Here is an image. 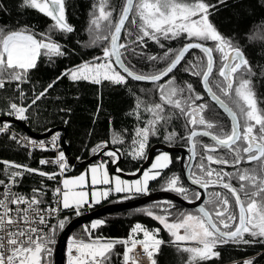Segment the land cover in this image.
Listing matches in <instances>:
<instances>
[{
    "label": "snow or ice",
    "instance_id": "6c2138e0",
    "mask_svg": "<svg viewBox=\"0 0 264 264\" xmlns=\"http://www.w3.org/2000/svg\"><path fill=\"white\" fill-rule=\"evenodd\" d=\"M223 4L225 0H217ZM111 5V6H110ZM22 8L38 11L50 18L53 24L49 31L72 33L74 28L68 23L66 0H22ZM215 4L205 0H123L121 6L111 4V0H97L93 5L88 31L93 36V43H104L102 57L85 62L74 69L57 77L68 76L72 81H88L96 85L109 82L115 85H127L129 80L150 82L156 86L155 92L159 102L151 105L138 100L135 106L138 118L141 109L150 114L151 119L145 127L136 130L137 140L134 143V158H142L150 135L156 134L161 122L170 120L166 109L171 107L176 114L183 116L190 128L188 139L192 142V158L197 155V137H209L214 144L201 145L203 154L198 169L203 175L193 173L192 183L207 190L219 186L230 194L210 193L207 206L198 207L197 213H180L171 219L169 204L165 214H155L146 210V214L163 226L170 235L169 243L177 251L188 253L186 264H201L213 258H219L218 246L226 244L264 243V107L253 89L251 77L256 73L244 56L241 48L225 37L210 21V9ZM115 14V17H114ZM122 34L126 39L122 42ZM131 37V39H127ZM187 40L179 50L166 47L161 41ZM147 41L154 42L165 49L162 56H148L151 61H166L165 66L151 74L134 71L130 62L126 63L127 55H143L137 48L147 47ZM199 50L203 56L195 57L194 61H186L185 57L191 50ZM62 46L55 42L49 33H36L24 26L17 30L5 31L0 28V89L15 83L17 87L28 81V74L37 67L42 55L51 58L53 55H64ZM219 59V67H217ZM99 61V62H97ZM187 64L184 72L198 77L205 93L222 108L231 119L230 130L213 132L216 122L205 118L208 110L203 101L204 96L197 93L191 83L182 87L176 82L173 73ZM218 78H213V73ZM167 78V79H166ZM55 82H53L54 84ZM49 84L36 95L29 105L9 104L8 115L19 120H28V109L45 97ZM216 89L214 91L213 89ZM231 100L230 107L221 95ZM24 93L21 90L20 97ZM8 125L0 127V133L6 132ZM175 133H169L171 140ZM58 137L53 136L52 147H56ZM12 139H16L12 136ZM27 139V138H25ZM112 143H122L114 137ZM33 148L48 150L44 143L29 141ZM106 143L103 147H106ZM98 147H101L98 145ZM224 149L229 158L220 155ZM96 151V149H93ZM113 161L117 159L115 151H107ZM9 171L7 182L0 179V264H45V257L51 255L50 245L55 243L54 235L57 228L62 229L65 222L60 220L57 228L49 225V219L62 209L73 208L79 214L80 209L89 204V192L82 189L86 183L95 188L96 185H107L105 190H93L92 202L100 203L115 193H146L150 181L162 175V170L171 163L167 154H162L151 164V171L142 173L143 179L128 182L120 176L111 177L106 164L91 167L75 178L62 180V187H56L53 194L56 206H45L43 196L47 193L42 188H34L31 195H25L14 188L18 185V177L24 173H35L49 180L57 178V173H47L26 165L4 161ZM42 165L51 163L41 159ZM55 163L60 173L67 169L65 153H58ZM242 163L253 164L254 167L240 168ZM213 165L231 166L236 173L219 170ZM235 178L239 188L232 185ZM180 178L172 176L167 181V190L183 193ZM197 199L200 194L197 193ZM104 221L97 220L91 229L100 227ZM45 226L48 231H45ZM88 239H74L68 248L69 264H112L113 256L121 259L122 264H157L155 258L165 244L159 238L160 229L150 230L136 223L130 230L128 238L108 239L93 236L86 230ZM142 234V238H139ZM252 239H245V236ZM122 245L123 250L116 252V246ZM139 249V251H137ZM243 264H252L251 260Z\"/></svg>",
    "mask_w": 264,
    "mask_h": 264
},
{
    "label": "trees",
    "instance_id": "16d2710c",
    "mask_svg": "<svg viewBox=\"0 0 264 264\" xmlns=\"http://www.w3.org/2000/svg\"><path fill=\"white\" fill-rule=\"evenodd\" d=\"M206 3L215 4V8L209 11L210 21L217 29L225 36L232 39L233 45L242 49L249 64L252 65L255 76L251 77L253 89L256 92L257 98L264 101V0H225L223 4H219L217 0H205ZM22 0H0V28L5 31L17 30L24 26L30 27L36 33H49L52 39L62 46L64 55L51 58L42 55L37 62V67L32 69L28 74V83L23 84L22 89L26 92L23 98L20 97V92L15 90V84L6 85L4 89H0V109L5 110L13 101L22 102L24 106L31 104L32 99L43 91L49 84L53 87L49 88L45 97L38 100L35 105L28 109V120H23L28 127L35 133L43 134L54 127H65L67 129L66 142L69 146L71 154L75 158L85 160L92 155L99 153L106 143L107 146L121 152L123 160L119 165V170L126 174H135L141 165L145 162L147 152L154 144L162 143L172 147L188 146L189 127H186L187 121L183 116L176 114V110L171 107L166 109V115L171 114L172 118L161 122L158 125V131L154 135H150L145 148V153L142 158H134L131 152L136 149L134 143L137 140L135 135L136 130L145 127L147 121L151 119L149 113L141 109L139 118L135 114L136 103L142 100L147 105L154 102H159L155 92L154 84H145L129 80L127 85H115L109 82H104L101 85H96L88 81H72L68 76H63V73L74 69L77 66L93 61L97 57H102V49L104 43H93V36L88 31L93 5L97 0H66V14L68 23L74 28L72 33L49 31L53 21L40 14L36 10L22 8ZM123 0H111V4L117 7L121 6ZM111 6V5H110ZM115 17V14H114ZM126 39L122 35V42ZM131 39V37H127ZM187 40H172L161 41L166 47L173 50H179ZM147 47L137 48L135 56L128 54L126 63L130 62L129 66L139 73L151 74L163 68L166 61H151L146 57L157 56L164 54L165 49L159 47L154 42L147 41ZM203 54L199 50L190 52L185 58L186 61H194L195 57H202ZM219 59H217V67H219ZM188 65L184 62L174 73L176 82L182 87L185 83H191L195 91L204 96L203 101L197 103H206L208 110L204 113L206 119L214 121L217 127L211 131L216 132L223 126V131L230 130L231 122L227 116L213 104L208 96L203 91L201 81L198 77H194L184 72V67ZM213 78H218L216 73H213ZM216 91V89H213ZM221 98L225 100L229 106H232L231 100L224 97L221 93ZM264 107V103L261 104ZM14 126V125H13ZM21 129L18 125L14 126ZM175 133V136L169 140L168 134ZM118 137L122 143H112V139ZM201 145L213 144L206 138H197ZM197 143V145L199 144ZM101 146V147H98ZM106 146V147H107ZM202 148V147H201ZM96 149V151H93ZM203 150V149H202ZM160 152L157 153V155ZM199 153V151H198ZM224 149L220 150V155L225 158L229 156ZM203 154V151L202 153ZM51 153L46 151H37L28 155L25 148L17 144L7 135L0 136V179H5L7 182V172L9 169L4 161L13 162L16 164L26 165L33 169H39L47 173H56L57 168L42 165L39 163L41 159H46ZM179 154H171V163L166 169L162 170V175L154 181H150L148 193L167 190V181L172 176L180 178V185L185 189V192H173L185 200L194 201L199 193L195 188L189 186L184 180L180 168ZM200 156V155H199ZM107 162L111 170L114 164L112 157L106 153L101 155L97 161ZM200 157L197 158L192 171L197 176L203 175L197 167ZM88 165L77 166L70 175L81 173ZM218 170L223 167L225 171L236 173L237 169L231 166L213 165ZM253 164L242 163L240 168H253ZM18 185L15 191L25 195H31L34 188H42L47 194L43 196L45 206L52 204L53 190L60 185L61 179L57 176L54 180H49L38 174L24 173L22 177H18ZM232 185L239 188L240 182L233 178ZM2 190V189H0ZM220 192L228 195L227 190L219 186L208 188L207 200L210 193ZM144 194H121L112 196L108 200L102 202L99 206L106 204L128 202L142 197ZM231 197V196H230ZM232 199V197H231ZM207 200L205 206H207ZM171 204L174 207L170 208L171 219H175L180 213H193L176 203L170 201H159L147 204L145 206L124 211L111 213L103 216L105 221L101 228L100 234L107 238H128L130 230L136 223H140L150 230L160 229L159 238L165 241L161 246L159 254L155 257L157 264H186L188 253L177 251L176 247L169 243L170 235L158 221L149 217L146 210H151L155 214L164 215V209ZM84 206L80 209L79 214L73 208L65 210L56 220L53 221L51 227L57 228L60 220L65 222L62 229L57 228L54 239L58 240L65 226L75 217L88 213L95 208ZM84 226L77 228L74 234L82 230ZM139 238H142V234ZM245 239H252L245 236ZM123 246H116L115 251L121 252ZM216 251L220 253L219 258H213L208 261H203L201 264H243L246 260H251L252 264H264V243L257 242L251 244H226L218 246ZM112 264H122L121 259L113 256Z\"/></svg>",
    "mask_w": 264,
    "mask_h": 264
},
{
    "label": "water",
    "instance_id": "95a60500",
    "mask_svg": "<svg viewBox=\"0 0 264 264\" xmlns=\"http://www.w3.org/2000/svg\"><path fill=\"white\" fill-rule=\"evenodd\" d=\"M121 40H122V37H121ZM194 50H191L190 52H192ZM187 55H186V57H187ZM135 82L152 84L150 82H142V81H135ZM203 91L205 92L204 89H203ZM208 98L212 103H214L227 116V118L231 122V119L228 116V114L222 108H220L214 101H212L209 96H208ZM0 122H10L14 125H18L30 137L35 138V139H44V138H47L48 136H50L52 133L62 132L63 133L62 145H63L65 155L68 158L69 163L72 164L74 167L82 166V165H90V164L94 163L101 155L107 153V151H115L117 153V160L111 166V170L113 173H115V174H117V175H119L125 179H131V180L138 179L142 175V173L145 172L151 166V164L153 163L154 158L157 156L158 152L167 153V154H180L181 155L180 166H181L182 174H183L185 181L189 185H191L192 187L196 188L199 191L200 198L197 199L195 202H189V201L183 199L181 196H179L173 192L158 191V192H154V193L145 194L136 200H132V201H128V202H121V203L106 204L104 206H99V207L95 208L94 210H92L88 213L81 214V215L75 217L65 226V228L61 232V234H60V236L56 242V246H55V250H54V264H65V248H66L67 239L77 228H79V227L83 226L84 224L89 223L95 219L102 218L103 216H106V215L111 214V213L133 210V209L145 206L147 204H150V203H153V202H156L159 200H170V201H173V202H175V203H177V204H179V205H181V206H183L189 210H197L198 207H201L204 205V202L207 198V190L201 188L199 185L192 183L191 173H192V169H193V165H194L196 157L194 159L192 158V142L190 140H189V144H190L189 150H191V153L186 151V148H183V147H172V146H167V145L162 144V143L154 144L148 150L146 160L141 165L139 170L135 174H126V173H123L119 170V165L123 160V156H122L121 152H119L118 150L111 148L109 146L103 148L99 153L92 155L88 159L80 160L78 158H75L71 154V152L69 150V146L66 142L67 129L65 127H54L46 133L38 134V133L33 132L24 121L19 120L18 118L1 116ZM205 138L210 139L209 137H205ZM187 155L189 157V161H188V164L185 166V164H184L185 163V157Z\"/></svg>",
    "mask_w": 264,
    "mask_h": 264
},
{
    "label": "built area",
    "instance_id": "2783aa9c",
    "mask_svg": "<svg viewBox=\"0 0 264 264\" xmlns=\"http://www.w3.org/2000/svg\"><path fill=\"white\" fill-rule=\"evenodd\" d=\"M26 83H28V81ZM23 84H25V83H23ZM23 84H20L18 87L15 84V90L16 91H19V92H21V90H22L23 93H24V96H25L26 92L22 89ZM13 102L17 103L18 105H23L22 102H16V101H13ZM9 110H10L9 109V106L5 110L0 109V117L1 116H7V117L16 118L15 116L8 115ZM4 125H8V129H7L6 132L0 133V135L7 134V135L10 136L11 139H12V136H15L16 139H12V140H14L17 144H19L20 146H22L23 148H25L27 150L29 156H32V154L34 152H37V151H46V152L51 153V155L45 159V160L51 161V163L47 164V166H51V167L57 168V172L56 173L58 174L57 176L60 177L61 181L68 174H70V172H72L74 170L75 167L72 164L69 163L68 158L66 157V155H65V157H66V160H67L68 167L63 172V174H59L60 173L59 166L55 163V160L57 159L58 153L60 151H63L64 152L63 145H62V138H63V133L62 132L52 133L50 136H48L47 138H44V139H35V138L30 137L22 129L15 128L14 127L15 125L12 124V123H10V122H0V127H3ZM53 136L58 137L57 140H56V147L55 148L52 147ZM25 138H27V139H25ZM29 141H36L38 143H41L42 142V143H44L47 146L48 150H42V149H40L38 147L37 148H33L31 146V144L29 143ZM57 187H61V183ZM14 190H15V188H14ZM51 196H52V204H51V206L55 207L56 206V197L54 196L53 193H52ZM65 210H67V209H62L60 212H58L57 214H55L54 216H52L49 219V225L51 226V224L53 223V221L56 220ZM97 220L104 221L102 218L95 219V220H93V221H91L89 223L84 224L83 225L84 227L82 228V230L79 231L77 234H74V232H73L69 236V238L66 241L65 264H69V256H68V248H69V245L72 243V241L74 239H76V240H80V239L87 240L88 239V236H87L86 230H90L93 233V236H101V237H104V236H102L100 234V231H101V228L104 226L105 221H104V223L100 227H98L96 229H91V224L94 223ZM41 227L42 228H45V226H41ZM45 231H48V228H45ZM104 238H107V237H104ZM108 239H113V238H108ZM115 239H117V238H115ZM56 242L57 241H55L54 244L50 245L51 255L45 257V264H54V250H55ZM117 246H122V245H117ZM137 251H139V249H137Z\"/></svg>",
    "mask_w": 264,
    "mask_h": 264
},
{
    "label": "crops",
    "instance_id": "0c3cea01",
    "mask_svg": "<svg viewBox=\"0 0 264 264\" xmlns=\"http://www.w3.org/2000/svg\"><path fill=\"white\" fill-rule=\"evenodd\" d=\"M162 154H166V153H160V154H158L155 158H154V161H153V163H155V161H156V158L158 157V156H160V155H162ZM152 163V164H153ZM99 164H106V166H107V170H108V173H109V175L111 176V177H115V176H119V175H117V174H115V173H113V172H111L110 171V169H109V167H108V165H107V162H104V161H97V162H94V163H92V164H90V165H88L87 166V168H85L81 173H79V174H77V175H70V176H66L65 178H69V179H71V178H75V177H77V176H79V175H81V174H84L85 172H90V169H91V167H93V166H95V165H99ZM146 171H151V166L146 170ZM121 177V176H120ZM64 178V179H65ZM121 179H123V180H126V181H128V182H130V183H132V182H135L137 179H135V180H131V179H125V178H123V177H121ZM138 179H140V180H142L143 179V175H141ZM150 183V182H149ZM61 187H62V181H61ZM108 188V186L107 185H96L95 186V188H93V186L90 184V177H89V183H86V185L82 188V189H77V190H83V191H87V192H89V204L88 205H85V206H88V207H94V206H99L102 202H104V201H106V200H108L110 197H112V196H117V195H121V194H147V192L146 193H136V192H131V193H115V192H112L106 199L105 198H102L101 200H100V203H93L92 202V197H91V192L93 191V190H100V191H102V190H105V189H107ZM148 189H149V185H148Z\"/></svg>",
    "mask_w": 264,
    "mask_h": 264
},
{
    "label": "flooded vegetation",
    "instance_id": "af4514ba",
    "mask_svg": "<svg viewBox=\"0 0 264 264\" xmlns=\"http://www.w3.org/2000/svg\"><path fill=\"white\" fill-rule=\"evenodd\" d=\"M167 43H168V41H167ZM214 104V103H213ZM231 107V106H230ZM186 121V120H185ZM197 138H199V137H197ZM202 138H205V137H202ZM206 139H208V138H206ZM208 140H210V139H208ZM213 144H214V142L212 141V140H210ZM183 148H186V151H188L189 153H191V150H189L190 149V144L188 143V146H185V147H183ZM198 151H199V153H198ZM202 148H201V144L199 143L197 146H196V153H197V155H196V159H195V162H194V165H193V168H194V166H195V163H196V161H197V158L198 157H200L201 158V153H202ZM224 154H226V153H224ZM170 156V158H171V154H169ZM180 155V154H179ZM200 155V156H199ZM180 158H181V155L179 156V160H180ZM188 161H189V157H188V155L185 157V166L188 164ZM180 168H181V166H180ZM182 171V170H181ZM192 171H193V169H192ZM183 175V174H182ZM191 177H192V173H191ZM184 178V177H183ZM193 179V178H192ZM185 180V179H184ZM188 184V183H187ZM189 185V184H188ZM189 186H191V185H189ZM234 186V185H233ZM192 187V186H191ZM194 188V187H193ZM196 189V188H195ZM197 190V189H196ZM198 191V190H197ZM168 192H170V191H168ZM199 192V191H198ZM207 193H208V189H207ZM147 194H149L148 192H147ZM229 194V193H228ZM145 195V194H144ZM184 199V198H183ZM229 199L231 200V197H230V194H229ZM197 200V199H196ZM196 200H194V201H189V202H195ZM206 200H207V198H206ZM206 200H205V202H206ZM159 201H170V200H159ZM159 201H156V202H159ZM188 201V200H187ZM170 202H172V203H175V202H173V201H170ZM205 202H204V205L203 206H205ZM177 204V203H176ZM179 205V204H178ZM181 206V205H180ZM183 207V206H182ZM185 208V207H184ZM187 209V208H186ZM189 210V209H188ZM190 211H194V212H197V210H190Z\"/></svg>",
    "mask_w": 264,
    "mask_h": 264
},
{
    "label": "rangeland",
    "instance_id": "374dc122",
    "mask_svg": "<svg viewBox=\"0 0 264 264\" xmlns=\"http://www.w3.org/2000/svg\"><path fill=\"white\" fill-rule=\"evenodd\" d=\"M97 62H99V61H97ZM137 148V147H136ZM167 154V153H166ZM168 156H170L169 154H167ZM131 156H133L134 157V151L133 152H131ZM150 184V183H149ZM246 261V260H245ZM237 264V263H236Z\"/></svg>",
    "mask_w": 264,
    "mask_h": 264
},
{
    "label": "bare ground",
    "instance_id": "6f19581e",
    "mask_svg": "<svg viewBox=\"0 0 264 264\" xmlns=\"http://www.w3.org/2000/svg\"><path fill=\"white\" fill-rule=\"evenodd\" d=\"M2 135H7V134H2ZM2 135H0V136H2ZM7 136H9V135H7ZM10 137V136H9Z\"/></svg>",
    "mask_w": 264,
    "mask_h": 264
}]
</instances>
